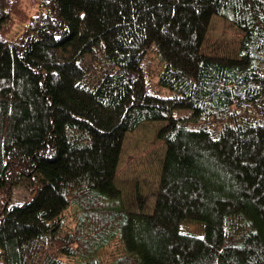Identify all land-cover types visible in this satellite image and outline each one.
<instances>
[{
  "label": "trees",
  "instance_id": "trees-1",
  "mask_svg": "<svg viewBox=\"0 0 264 264\" xmlns=\"http://www.w3.org/2000/svg\"><path fill=\"white\" fill-rule=\"evenodd\" d=\"M213 17L236 55L204 52ZM145 122L166 146L149 213L116 186ZM23 182L0 264H264V0H0V193Z\"/></svg>",
  "mask_w": 264,
  "mask_h": 264
},
{
  "label": "rangeland",
  "instance_id": "rangeland-1",
  "mask_svg": "<svg viewBox=\"0 0 264 264\" xmlns=\"http://www.w3.org/2000/svg\"><path fill=\"white\" fill-rule=\"evenodd\" d=\"M241 38V32L229 22L219 17H213L203 50L208 54L236 55ZM147 86L149 90L157 94L167 96L170 93L158 85L155 76L149 77ZM163 125L162 122H145L133 132L125 135L116 171V186L121 192L124 207L129 211H138V195L142 197L145 212L149 213L153 209V194L158 187L166 149L165 143L157 136ZM27 184L21 183L13 191L11 197L0 193V210L6 201L9 205L23 204L29 201L33 192ZM185 225L188 229L185 228ZM181 230L197 236L203 235L201 223L190 220L181 222Z\"/></svg>",
  "mask_w": 264,
  "mask_h": 264
},
{
  "label": "snow or ice",
  "instance_id": "snow-or-ice-1",
  "mask_svg": "<svg viewBox=\"0 0 264 264\" xmlns=\"http://www.w3.org/2000/svg\"><path fill=\"white\" fill-rule=\"evenodd\" d=\"M202 239V238H201Z\"/></svg>",
  "mask_w": 264,
  "mask_h": 264
}]
</instances>
